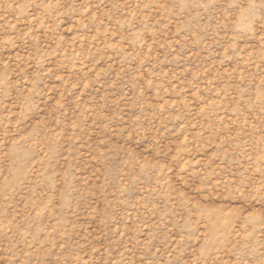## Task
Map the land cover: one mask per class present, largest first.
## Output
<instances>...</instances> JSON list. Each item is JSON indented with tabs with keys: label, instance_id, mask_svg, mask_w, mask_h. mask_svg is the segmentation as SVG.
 <instances>
[{
	"label": "rangeland",
	"instance_id": "1",
	"mask_svg": "<svg viewBox=\"0 0 264 264\" xmlns=\"http://www.w3.org/2000/svg\"><path fill=\"white\" fill-rule=\"evenodd\" d=\"M0 264H264V0H0Z\"/></svg>",
	"mask_w": 264,
	"mask_h": 264
}]
</instances>
